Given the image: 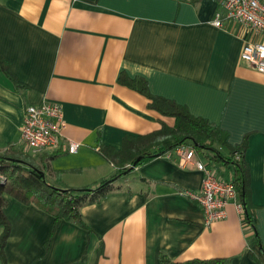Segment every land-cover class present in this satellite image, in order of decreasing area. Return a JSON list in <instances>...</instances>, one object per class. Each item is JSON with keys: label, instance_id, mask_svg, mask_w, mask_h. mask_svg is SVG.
Here are the masks:
<instances>
[{"label": "crops", "instance_id": "0c3cea01", "mask_svg": "<svg viewBox=\"0 0 264 264\" xmlns=\"http://www.w3.org/2000/svg\"><path fill=\"white\" fill-rule=\"evenodd\" d=\"M219 7L220 0H0V56L13 77L0 68V151L21 146L25 105L56 101L63 143L34 161L52 185L96 187L117 170L99 145L119 149L127 135L174 124L118 80L141 77L151 94L214 123L231 145L246 139L248 212L264 247V73L240 60L242 45L258 35L225 18L214 25ZM68 140L79 142L75 152ZM176 158L175 147L143 158L103 193L88 192L79 210L94 232L61 220L47 250L53 217L5 194L7 264H161V252L168 264L217 257L264 264L235 203L204 226L201 206L186 193L199 190L202 172L179 167Z\"/></svg>", "mask_w": 264, "mask_h": 264}, {"label": "trees", "instance_id": "16d2710c", "mask_svg": "<svg viewBox=\"0 0 264 264\" xmlns=\"http://www.w3.org/2000/svg\"><path fill=\"white\" fill-rule=\"evenodd\" d=\"M0 68L10 79L8 63L0 56ZM118 80L131 88L136 89L148 98V106L162 115L174 117V124L167 125L161 121L159 128L139 136H125L122 146L115 149L110 146L99 145L98 151L109 162L117 167L116 172L108 179H101L96 187L81 186L79 188L57 187L45 179L43 167L37 165L34 158L21 148L7 146L0 151V264H7L5 245L10 233V222L5 214V194H8L24 204H34L53 217L50 233L43 243L47 250L52 229L61 220H70L86 230L89 236L94 229L88 225L81 216L79 207L83 197L88 192L103 193L110 182L117 176L131 168L134 161L139 163L143 158L159 155L178 145L190 144L195 152L202 153L217 167L230 170L237 201L242 206L244 221L254 230L251 243H258L264 254L256 227L249 215L250 190L249 169L244 157L246 139L241 143L231 145L227 141V134L207 119L195 116L187 107L173 99L153 95L146 82L141 77L130 78L120 74ZM154 149V150H153ZM237 155V156H236ZM100 246L102 242L100 241ZM98 254L101 252L99 247ZM161 264H168L169 259L165 253H160ZM184 263L189 264H227L222 257L208 259H191Z\"/></svg>", "mask_w": 264, "mask_h": 264}, {"label": "built area", "instance_id": "2783aa9c", "mask_svg": "<svg viewBox=\"0 0 264 264\" xmlns=\"http://www.w3.org/2000/svg\"><path fill=\"white\" fill-rule=\"evenodd\" d=\"M243 24L258 35V40L248 41L242 45L240 60L254 70L264 73V2L261 0H220V7L212 23L222 25V19ZM65 119L60 103L42 100L37 104L23 107L20 125L21 148L34 157L42 153L57 151L63 143ZM78 141L68 140L67 150L75 152ZM176 164L181 168L194 167L202 172L201 185L198 191H186L202 208L203 224L209 226L213 221L226 216V205L237 201L231 178L224 177L214 163L200 159L190 144L175 147ZM237 156V155H236Z\"/></svg>", "mask_w": 264, "mask_h": 264}, {"label": "rangeland", "instance_id": "374dc122", "mask_svg": "<svg viewBox=\"0 0 264 264\" xmlns=\"http://www.w3.org/2000/svg\"><path fill=\"white\" fill-rule=\"evenodd\" d=\"M203 157H204V159H205V160L207 159V158L205 157V155H204V154H203ZM215 166H216V165H215ZM217 171L221 173V171H222V170H221V168H220V167H217Z\"/></svg>", "mask_w": 264, "mask_h": 264}, {"label": "water", "instance_id": "95a60500", "mask_svg": "<svg viewBox=\"0 0 264 264\" xmlns=\"http://www.w3.org/2000/svg\"><path fill=\"white\" fill-rule=\"evenodd\" d=\"M136 162H137V160H136V161H134V163L131 165V167H133V166L136 164Z\"/></svg>", "mask_w": 264, "mask_h": 264}]
</instances>
